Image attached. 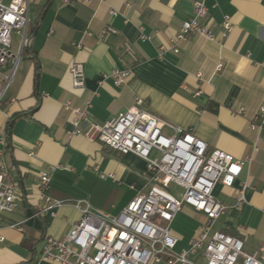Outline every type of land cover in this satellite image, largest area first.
Returning a JSON list of instances; mask_svg holds the SVG:
<instances>
[{
  "label": "crops",
  "instance_id": "1",
  "mask_svg": "<svg viewBox=\"0 0 264 264\" xmlns=\"http://www.w3.org/2000/svg\"><path fill=\"white\" fill-rule=\"evenodd\" d=\"M194 1L30 0L29 23L35 30L0 97V138L10 116L29 112L14 119L9 141L0 143L10 176L24 194L13 212L0 215V264H62L42 259L41 248L45 236L61 238L77 221V201L116 215L152 186L143 159L69 134L65 101L78 107L90 100L91 120L102 123L140 98L141 108L190 130L209 149L237 158L252 155L233 185H215L213 194L226 210L214 228L241 239L247 251L264 242V127L248 128L264 104V0H205L207 14L200 23L216 39L192 34L178 43L175 53L170 39L193 16ZM225 16L232 27L221 37ZM107 24L117 33L102 40L98 33ZM75 41L80 49L72 45ZM124 43L132 47L135 60L119 57ZM73 62L84 66L81 89L71 84L68 68ZM117 68L131 70L121 86L108 76ZM197 90L201 93L194 95ZM44 172L50 175L45 194L63 201L54 216L40 212L44 201L38 183ZM243 185L245 200L237 204ZM183 207L199 224L202 214ZM175 236V249L188 248L192 236Z\"/></svg>",
  "mask_w": 264,
  "mask_h": 264
},
{
  "label": "built area",
  "instance_id": "2",
  "mask_svg": "<svg viewBox=\"0 0 264 264\" xmlns=\"http://www.w3.org/2000/svg\"><path fill=\"white\" fill-rule=\"evenodd\" d=\"M63 2L71 3L72 0ZM29 4L30 0H9L7 3L0 0V79L3 82L0 97L11 83L21 50L27 43ZM115 12L110 11V14ZM206 14L205 0H195L193 16L184 20L170 39L175 53L179 51L178 43L192 34L216 39L215 34L200 23ZM228 18L225 16L222 20L221 37L231 30ZM13 31L22 32L18 54L11 49ZM116 33L117 30L107 24L98 37L106 40ZM72 45L75 49L81 48L79 42ZM125 54L135 60L128 43L123 44L119 57ZM260 66L264 69V60ZM220 67L219 64L217 69ZM68 71L72 87L83 88V64L73 62ZM130 73V69L117 68L108 76L116 86H121L127 82ZM200 93L201 90H197L194 95ZM141 104L142 100L135 98L127 110L101 123L90 118V100L78 107L70 101L63 103V110L70 114L72 129L69 134L82 135L88 141L100 142L121 154L132 153L143 159L152 186L146 193L135 195L116 215L100 213L88 202L77 201L79 218L63 237H44L42 259L62 264H264V242L257 249L247 251L241 239L214 228L215 221L226 210V204L213 194L215 185H233L253 156L237 158L220 149H209L207 143L190 130L148 112L140 107ZM263 127L264 104L251 117L248 128L258 131ZM0 143L5 145L3 133ZM49 180V172L39 176L38 189L40 199L44 201L40 212L48 211L54 216L55 208L63 201L45 194ZM171 185L182 188L179 197L170 191ZM244 188L245 185L237 190V204L245 200ZM22 198V189L11 178L10 167L0 150V215L13 212ZM184 205H189L203 218L188 248L178 251L175 249L178 239L170 225Z\"/></svg>",
  "mask_w": 264,
  "mask_h": 264
},
{
  "label": "rangeland",
  "instance_id": "3",
  "mask_svg": "<svg viewBox=\"0 0 264 264\" xmlns=\"http://www.w3.org/2000/svg\"><path fill=\"white\" fill-rule=\"evenodd\" d=\"M9 0H4V2H8ZM21 40H22V32H15L13 31L12 33V45H11V49L16 52L18 54L20 47H21ZM26 50V47H25ZM24 50L23 53H21V57L17 66H20L23 58H24V53H26V51ZM16 69V70H17ZM3 88V82L0 79V92ZM7 90V88H6ZM5 90V91H6ZM4 91V92H5ZM175 196L179 197V194L183 191L181 187L177 186V185H171V190H170ZM108 203H113L116 204L115 201L112 202V200ZM199 224H198V220L197 218L194 216V214L191 212V210L189 208L183 207V209L177 214V216L175 217V219L173 220V222L170 225V229L172 231V233L178 236H181L182 238L186 239L190 236H194V233L196 231V229L198 228ZM191 237V238H192ZM178 246L176 247V249L178 250Z\"/></svg>",
  "mask_w": 264,
  "mask_h": 264
},
{
  "label": "trees",
  "instance_id": "4",
  "mask_svg": "<svg viewBox=\"0 0 264 264\" xmlns=\"http://www.w3.org/2000/svg\"><path fill=\"white\" fill-rule=\"evenodd\" d=\"M35 30V28L31 27L30 26V23H28V26H27V30H26V40H27V43L25 46H23L22 50H21V53L24 52L25 50V47L27 48L29 46V39H30V36L32 35L33 31ZM235 91H231L230 92V96L234 95ZM216 104H211L209 106V108L212 110V111H215L216 110ZM36 107H34L32 110H30V112H32ZM27 113L29 112H24V113H17V114H14L12 116H10L7 120H6V123H5V127H4V137H5V140L6 142L9 141V133H10V128L12 126V122L14 121V119H16L17 117L21 116V115H26ZM7 147V145H6ZM24 196V194H23Z\"/></svg>",
  "mask_w": 264,
  "mask_h": 264
}]
</instances>
